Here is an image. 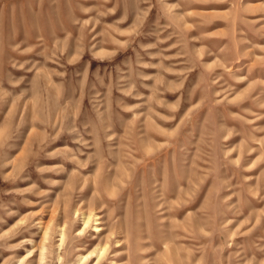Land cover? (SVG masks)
I'll return each mask as SVG.
<instances>
[{
  "label": "rangeland",
  "instance_id": "obj_1",
  "mask_svg": "<svg viewBox=\"0 0 264 264\" xmlns=\"http://www.w3.org/2000/svg\"><path fill=\"white\" fill-rule=\"evenodd\" d=\"M0 264H264V0H0Z\"/></svg>",
  "mask_w": 264,
  "mask_h": 264
},
{
  "label": "bare ground",
  "instance_id": "obj_2",
  "mask_svg": "<svg viewBox=\"0 0 264 264\" xmlns=\"http://www.w3.org/2000/svg\"><path fill=\"white\" fill-rule=\"evenodd\" d=\"M89 221H90V218H88V219H86L85 220V224L87 225L88 223H89ZM107 252H106V248L104 247L102 250H101V254H99V256H100V258H102L105 254H106ZM94 255V252H92L90 255H87L86 257H82V261L84 260H88V258H90L91 256H93Z\"/></svg>",
  "mask_w": 264,
  "mask_h": 264
}]
</instances>
